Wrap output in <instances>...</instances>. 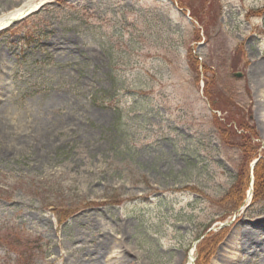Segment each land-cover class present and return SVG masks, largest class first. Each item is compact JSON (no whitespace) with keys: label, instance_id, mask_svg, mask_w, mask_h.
Listing matches in <instances>:
<instances>
[{"label":"rangeland","instance_id":"rangeland-1","mask_svg":"<svg viewBox=\"0 0 264 264\" xmlns=\"http://www.w3.org/2000/svg\"><path fill=\"white\" fill-rule=\"evenodd\" d=\"M22 9L0 264H216L247 229L235 264H264V0H0Z\"/></svg>","mask_w":264,"mask_h":264},{"label":"bare ground","instance_id":"bare-ground-1","mask_svg":"<svg viewBox=\"0 0 264 264\" xmlns=\"http://www.w3.org/2000/svg\"><path fill=\"white\" fill-rule=\"evenodd\" d=\"M30 10L31 9H22L13 11L12 14L6 16L5 18H0V30L9 27L16 20L25 18L30 13ZM259 250L258 240L255 235L247 229L244 232L242 239L239 240L238 244L233 249V252L231 254L227 251L223 252L220 258L216 261V264H235L236 262H240L242 260V252H247V254H256Z\"/></svg>","mask_w":264,"mask_h":264},{"label":"trees","instance_id":"trees-1","mask_svg":"<svg viewBox=\"0 0 264 264\" xmlns=\"http://www.w3.org/2000/svg\"><path fill=\"white\" fill-rule=\"evenodd\" d=\"M259 164H260V167L263 169V172H262V177L264 178V160H261L260 162H259ZM257 189V188H256ZM256 194H257V192H256ZM259 200H262V198H260ZM258 200V201H259Z\"/></svg>","mask_w":264,"mask_h":264}]
</instances>
